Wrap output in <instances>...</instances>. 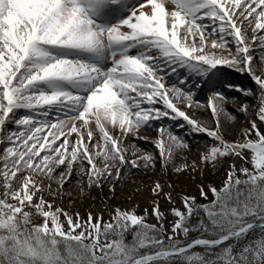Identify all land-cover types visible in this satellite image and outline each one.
Returning <instances> with one entry per match:
<instances>
[{"label": "bare ground", "instance_id": "obj_1", "mask_svg": "<svg viewBox=\"0 0 264 264\" xmlns=\"http://www.w3.org/2000/svg\"><path fill=\"white\" fill-rule=\"evenodd\" d=\"M133 1L136 3L143 1L139 12L144 11V13H139L136 22H133L129 27L127 25L123 29L111 27L112 33H110V36L117 42V39L121 40L122 37H135V33L138 30L139 32H146L144 28L150 25L156 34L162 35L164 41L169 46L174 47L180 54L179 57L172 58L168 62L184 75L187 83L184 86L185 90L192 88L196 81L206 82L209 85L212 82H219L220 78L216 72L221 69H228V72L232 71L241 75L232 76L231 73L226 74L225 79L228 77L229 82L241 81L242 84H245V82H248L246 80V77H249L248 74L252 76L249 72L248 64L252 61L257 62V60L255 61L256 58L264 62V56L259 54V50L264 48V20H261L254 29L248 28L247 26L252 19L251 15L245 14L243 7L238 1L224 2L221 5L222 12L215 10L214 13L209 14L213 16L211 20L213 29L210 31L208 38L213 47L208 55L200 51L203 42L206 41L204 37H190L185 40L182 36L191 35H189L190 30L187 27L179 29L178 32L174 31L173 25L177 21L172 15V11L176 0H168V3L164 0L163 3L165 5L155 8L150 7L147 11L144 9L149 5L148 0L145 2L144 0H127L125 5L118 6L115 12L114 7H105L103 10L104 3H100V0H91V4L93 9L100 13L98 17L100 19L99 25L103 28H108L104 24L106 19L103 20V17L107 18V16L111 15L109 17L115 18L126 13L127 4ZM2 3L3 0H0V12ZM8 8L10 9H7L6 18L12 24L8 27L7 37L0 38V132L7 130L5 125H10L14 130V134L4 136L0 140V148L20 142L32 154L47 153L46 160L48 164L45 168L43 167L46 171L43 174L45 177H42V174L40 175V171L35 170L32 173L34 179L32 183L40 187L43 192H46L35 196L34 202H38L40 198L43 199V214L47 217V226L51 227L54 233L83 240L94 247L95 244L85 237L87 232H84L82 227L88 220H92L96 226L107 223L120 210L123 216L128 217L132 222H136L145 219V215L148 217L153 214L154 216V213L160 208L170 210L180 205V203H184L188 207V204H186L187 198H199L208 189L207 183L217 177L211 176L208 171L202 168L205 146L202 145V149H190L187 146H180L175 141V137L164 131V124L176 130L178 134L176 136L188 139L196 144L195 147H198V144L200 145V142H203L201 140L205 138L221 140L230 144L233 149V164L243 170H246L251 162L264 164L262 148L257 145L264 138V114L258 118L253 117L251 120L244 117L252 109L251 105L242 109V102L252 100V96L247 93L230 94L229 96L221 95L218 98H215L212 93H206V100L203 103H198L193 102V96L186 98L181 93H175V91L167 92L163 84L155 80L153 81L154 83H151L155 85L151 90L159 88L160 92H154L157 90L153 91V96L158 100H149V104L153 105L159 102L161 103L160 107L147 109L145 119L136 126L126 129L125 127L123 128V123L127 122V120L131 121L129 119L131 116L129 114L130 106L127 107L124 104L117 107L114 106V104L110 103H114L111 98L115 95L111 85L109 87L107 85L100 86L99 84L101 83L98 84L95 81L93 85H90V81H93L92 77H89L83 69L75 65L71 73H81L84 76L83 83L85 86H83L82 90L87 89L89 86H94L98 99L94 104H90V110H92L93 114L86 125H82L78 121L74 122L72 121L73 119H65V117H68V113L63 112V110H68L67 101L65 100L66 95L62 94L60 89L58 90L59 94L49 95L46 92V89L49 88L48 82L41 83L40 86L35 85V87L26 83L28 73H33V71H29L31 69L29 67L30 63H26L31 56L30 47H22L20 49V43L14 39L16 35L13 29L15 27L13 26L15 19L19 17V21L22 19L26 22L31 17L41 19L42 24L39 22L40 26H38V29H41L42 36L45 38L56 39L61 35L65 40V38L70 37L71 41L77 40L78 44L87 46L86 48L95 45L93 49H97L98 44L103 43L106 33L104 31L98 33L97 29L90 24L88 26L84 25L83 22H80V24L79 15L74 11L73 3L70 0H52V2L50 0H14L11 5H8ZM108 11H112V14H108ZM223 15H227V17H224L228 18V25L231 27L235 35V42L238 44L237 53L234 54V57H242L244 61L240 68L231 64L233 56L228 54L223 46L231 37L223 31L225 25L222 22ZM160 20H165L164 24L162 21L160 24ZM90 28L95 29V32H91ZM249 29L252 31L251 37H248ZM165 30H168L166 35H164ZM32 32L30 42L36 36L37 29H33ZM233 33L231 32V34ZM181 34L182 36H180ZM30 42H27L26 46ZM71 48L73 49L74 47ZM129 51L132 54V61H134L135 57H137V52L132 49H129ZM33 53L35 52L33 51ZM20 54H22V58H20ZM62 54H65V52ZM62 54L60 53L61 56H63ZM57 55L60 56L59 54L55 56ZM100 55L101 52L98 53V57ZM209 55L213 57L209 59ZM47 59L43 58L39 60V63H47ZM198 60H209L210 67L205 76H203L204 69H192L191 65ZM35 66L38 67V65ZM259 68V71L263 74L264 65ZM39 76V72H34L32 75L33 81ZM252 78L254 81L264 85V77L252 76ZM126 79L128 78H124L123 83L119 82L115 85L120 86L123 84V87H126L130 83H127ZM54 87L57 88L56 86ZM123 87L119 89L121 91L120 95L125 93V88ZM11 89H17L18 91L14 98L8 97V92ZM110 104H112L111 107L106 110L105 107ZM149 104L144 105L148 107ZM238 110H240L241 119L233 120L227 116L231 113L229 111ZM208 112L211 113V119L207 114ZM111 113H118L119 117L113 120ZM55 122L57 123L55 124ZM49 127L52 128L53 135L51 133L46 135V129ZM70 127L74 129H70ZM152 132H155V134H151ZM147 142L156 147L153 150L154 152L158 150L161 154L159 155L160 166L166 164L165 159H171L172 163L173 161L176 163L170 164L168 167L170 177L163 174V172L154 171V174L152 173L154 181L142 182L140 179H136L133 174L126 177H120V174L118 177L122 178V180L117 181V183L120 182L124 186L122 194L131 197L130 202L122 203L119 200L120 202L118 203H110L105 196L96 195L97 191L103 188L105 180L100 179V182L94 184L92 176L97 178L99 175L96 173L91 175L92 173L87 171V168H84L85 166L80 160H84L88 156V159L92 161H89L92 165L93 159L97 157L103 159V166H109L111 165L110 162L113 163L114 160L119 162L121 159L124 161V156H127L132 160L131 166L134 169L140 168L145 172H149V169L142 167L141 162L149 161L150 167H156L157 163L148 160L149 153L143 148L148 146ZM75 159L79 165L73 167L72 170L77 171L76 173L85 176V178L76 181V184L70 185L66 195L62 192L63 190L59 189L65 178L60 181L56 180L55 183L57 184L53 185V187L44 182L42 178L46 179L54 170L49 168V161L56 160L58 163H63L66 160L74 162ZM86 161L88 160L86 159ZM118 167L119 164H116V168ZM176 168H183L186 173L183 176L180 173H175ZM26 172L25 169L16 172V178L11 183L13 191L22 192L25 183L23 178ZM186 175H189V177H185ZM223 178L224 176L216 179V188L222 185ZM247 181L245 180L244 182ZM110 185H113L112 181ZM158 187L160 194L155 196V189ZM112 188H114V185ZM127 205L131 206V210L127 208ZM194 207L204 206L195 205ZM189 214L185 217H188ZM51 218H54V221ZM182 220L180 221V227ZM148 221L154 222L150 218ZM252 223L254 222L247 224ZM247 224H243L242 227ZM198 239L205 241L202 237H198ZM217 240H220V238Z\"/></svg>", "mask_w": 264, "mask_h": 264}, {"label": "rangeland", "instance_id": "obj_2", "mask_svg": "<svg viewBox=\"0 0 264 264\" xmlns=\"http://www.w3.org/2000/svg\"><path fill=\"white\" fill-rule=\"evenodd\" d=\"M163 1L164 0H149L148 8L155 6L160 7L162 5H165ZM221 1L222 2L219 1L220 5H222L224 2H232V0ZM236 1H238V3L243 7L245 14L251 15L252 19L247 26L248 28L254 29L261 20H264V0H235V2ZM217 2L218 0H215L214 2H212V0H178L175 9H173L172 11V15L178 19L177 22L173 25L174 31L178 32L179 29L181 30V28L183 29V27H187L188 30H190L189 35H191H180L185 40H188L190 37H204L206 41L203 42V46L200 48V51L201 53H207V55L213 47L210 44L208 38L210 35V31L213 29V27L211 26V20L213 16L209 14L214 13L216 8L219 12H222L221 6H219ZM132 6L134 7L133 4ZM195 8L197 9L194 10ZM4 16V11H2V13L0 14V36L2 32L5 33L4 29L7 27L6 25H4V23L6 22ZM224 16L227 17V15H223L222 17V22L223 24H225L223 31L231 37L230 39H228L229 41L225 40L226 44H224L223 46L225 51L233 56V58L231 59L232 64L237 65L240 68L242 67V62L244 61L242 60V57H234V54L237 53L238 44L235 42V35L231 27L228 25V18ZM179 19L181 20V23ZM31 25L32 21H30V23H23V26H18L19 29H22L19 30V32H22L23 28L25 27L28 31L31 32ZM251 29L248 30V37H251ZM166 32L168 33V31ZM231 32L233 34H231ZM18 36V39H20L22 42L25 40L23 33H18ZM155 38L156 42H154L153 44H151L150 39L144 38L131 45L134 49L139 48L141 45H146V52L150 50L149 52L156 51V53L151 55L150 57H142L141 59H144V61L142 62L140 59V69L142 67L144 68H142L138 73V75L141 76V79L135 78L132 81V86H130L131 92L128 91L125 95L115 96L116 100L113 103L114 106L117 107L123 103H125L126 106H131V110L129 111V114L131 115L129 119L131 121L127 120V122L123 123V128L125 127L126 129H130L131 126H135L146 118L145 112H141V110H144L145 107V105L143 107V102L146 100L149 102V99L153 100V90H151V88L155 85L151 84L150 89H141L145 88L143 87V82H146V84H150L153 82V80H157L159 81V83L163 84L165 88H167L168 90L170 89L169 91H183L184 95L194 92L190 89L186 91L183 89L185 86L183 76L179 72H176V70L167 63L166 59H163V57H168V59L177 57L179 53L176 52L175 48H168L163 42L160 43V40L162 39H159V37ZM63 42L67 41L63 39H51L42 42L44 46L37 47V50H39L41 53L43 51V54L45 56H54V52L63 50L66 52V56L65 58H60H63L62 60L65 61H61V59L58 58H51L53 60L48 63L47 67H49V65L53 66L54 71L50 70L49 68L46 69L43 65L39 64L38 68H35V71L39 72L40 76L35 82L32 81V83H27L34 86H40L41 83L45 82L57 83L58 86H61V90L64 94L69 93L72 96V100H69L68 103L71 104L72 107L69 105L67 106L69 108V110L67 111L68 117H66L65 119H75V121H78L79 123L81 122L82 125H86L88 123V119L92 117L91 114H93L90 111L91 106L89 104V100L94 88H92V91L79 93L74 86L78 83V80L75 79L78 76H68L70 74L66 75L67 71L65 69L69 65V63H71L70 58L72 56L69 53V50L71 49H69V46L62 44ZM170 50H173L175 52L171 53ZM259 54L261 56H264V48H261L259 50ZM36 56L41 57L42 54L36 52ZM212 57L213 56L209 55V59ZM256 60L257 62L252 61L248 64L249 72L252 76L263 78L264 73L261 74L262 72L259 71V67H263L264 62H261L259 58H256L255 61ZM208 61L209 60H201L199 61V64L200 66L202 65L204 68H206L209 66ZM121 62L123 61H120V69L118 70H121ZM128 68L129 72L132 73V64H130ZM223 71L225 70L219 71L218 73L216 72V74H219V77L221 79L225 77V73L223 75ZM229 73H231L232 76L240 75L239 73L232 71H229L227 74ZM248 76L249 77H246V80L248 81L245 82V84L247 83L246 86L240 81L226 82L227 80L214 83L211 86H207L206 88H204L202 84H199L200 86L198 88V91L195 92L196 95L193 97V102L203 103L206 100L207 92L212 93L215 98H218L220 94L229 96L230 94L247 93L249 94V96H252V100L242 102L241 105L243 107H241L242 109H244L251 105L252 109L251 112L247 113L244 117L248 120H251L253 117H261L264 114V85L259 83L258 81H254L252 76H250L249 74ZM147 78L148 80L144 81ZM31 80L32 78L29 79V81ZM113 80L115 84L121 81L119 79ZM100 83V86L107 85V87L113 84L111 78L109 77L108 80H102ZM197 86L198 83L194 85V87ZM52 89L53 87L50 86V88L46 91H49L53 95H56V91H53ZM16 92V90H12L9 92V95L14 97L17 94ZM111 105L112 104L108 105L107 107H105V109L108 110ZM150 107L158 108L160 107V104H156L153 106L149 105V108ZM239 111L240 110L234 112L229 111L231 113H229L227 116L232 118L233 120H239L242 118L239 114ZM207 114L211 119V113L208 112ZM111 116L113 120H116L118 118V115L114 113H111ZM57 122H55V124ZM5 126L7 130L5 132H0V140L4 136H11L14 134L12 126ZM163 129L171 136L175 137V141L180 144V146H187V148L189 147L190 149H202V145L205 146V152L203 153L204 162L202 163V168L208 171L211 176H217L216 179L224 176L222 185L216 188L215 184L217 183L215 182H217V180L213 179L207 183L208 189L203 194H201L199 198H187L186 204H188V207L184 205V203H180V205H178L177 207H173L170 210H167L166 208H160L156 213H154V216L153 214L149 215L148 217L145 215V219L138 220L136 222H132L128 217L123 216V213H121L120 210L115 215H113L112 219L107 223H102L96 226L92 222V220H88L83 224L82 227L84 229V232H87L85 237L90 239L95 244L93 247L83 240L56 234L51 227L47 226V217L43 214V199L40 198L38 202H34L35 196H39V193L44 194L46 192H43L40 187H37L32 183V180H34L32 177V173H34L35 170L40 171V175L42 174L41 176L45 177L43 176V174L44 172H46L44 168L48 164L46 160L47 153L43 152L39 154H32L31 151L29 152V149L20 142L12 143L9 146H5V148H0V247L3 246L4 248L11 250V252L14 253L15 257H20L23 260L28 258L34 259L33 262L36 261L34 264H57L53 261L54 255L58 253L54 244H52L53 241L51 243H48L44 241L41 236L47 237L51 240H53L54 238H62L68 240L74 239L82 242L90 250L89 256L85 260V264H95V261L105 262L106 256H104L103 250H111L112 247L115 248L113 243L104 241L100 238V234H103V232H106L107 230H110L112 228H115L117 230H125L126 228L133 227L137 224H144L148 227L158 230L161 236L160 242L162 241V243L173 244L182 242L186 239V236L180 228V221L192 210L195 205L206 206L212 204L217 199V196L226 189V186L232 182L240 183L244 182L245 180L252 182L264 177V164L262 163L251 162L246 170L234 166L233 149L232 146L226 142L205 138L204 140H201L203 142H200L201 144H198V147H195L196 144H194L190 140H186L182 137L176 136L178 135L176 130L167 127V125H165ZM50 133L52 135L54 134L51 127L49 128L47 135H49ZM151 134H155V132H152ZM146 144L148 146H145L143 148L146 152L149 153L148 160H152L154 163H157L156 168L153 166L150 167L149 161L147 162L145 160L141 162L142 167L149 169V172H145L140 168L134 169L131 166L132 160H130V158H128L127 156H124V161L121 159V161L119 162H117V160H114L113 163L110 162L111 165L109 166H103V159H99L97 157L93 159L92 165L89 162L91 161V159H88V156L85 157L88 161H86V159L80 160V162L85 166L84 168H87V171H90V173H92L91 175H94L95 173L99 175V177L97 176V178H95V176H92V182H94V184L100 182V179L105 180L102 186L103 188L97 191L96 195L105 196L110 203H118L120 201L122 203L130 202L131 197L126 195L124 196L122 194V191H124V186L120 182L117 183V181L122 180V178L118 177L120 174V177H126L133 174L136 179H140V181L142 182L154 181L152 178V173L154 174V171L161 173L163 172V174H166L168 177H170V170H168V167L170 164L176 163L174 161L172 163L171 159H165L166 164L160 166L159 155L161 154L158 152V150H156L155 152L153 151L156 148L154 145L149 142H147ZM257 145L262 148V152L264 154V138H262L261 141L257 143ZM77 162L78 161L76 159L74 160V162H68L66 160V162L63 163H58L56 160L49 161V168L54 169L53 173L51 175L46 174L49 177H46V179H42L49 186L53 187V185L57 184L55 183L56 180L60 181L61 179L65 178V180L60 184L59 189L63 190L62 192L65 193L64 195H66L67 191H69L70 189V185H73L74 183L76 184V181L85 178V176H81V174L76 173L77 171L72 170L73 167L79 165ZM116 164H119L118 168H116ZM23 169L27 171L26 175L23 178V181L25 183L22 192L17 193L11 189V183L14 178H16V172H19ZM175 173H180L183 176L186 171L183 168H176ZM185 177H189V175H186ZM111 181L113 182L114 188H112L113 185H110ZM155 191V196L160 194L159 187L156 188ZM230 192L231 194L228 197H234L235 194L232 193L233 190H231ZM127 208L131 210V206L127 205ZM98 212L100 213V211ZM217 216H219L220 218L229 216L228 218H231L232 216H236V212L235 210L225 211L220 209ZM149 218L153 219L154 222H149ZM51 220L54 221V218H51ZM113 252H116V249H113ZM109 260H107L106 262H108ZM28 262L30 261L28 260Z\"/></svg>", "mask_w": 264, "mask_h": 264}, {"label": "trees", "instance_id": "obj_3", "mask_svg": "<svg viewBox=\"0 0 264 264\" xmlns=\"http://www.w3.org/2000/svg\"><path fill=\"white\" fill-rule=\"evenodd\" d=\"M231 190L235 196L229 198ZM220 209L235 210L236 216L220 218L217 216ZM250 222H264V177L252 182L228 184L212 204L194 207L188 217L182 220L181 228L185 230L187 237H202L204 240L213 241L234 233L243 224ZM41 237L48 243L53 241L52 244L58 252L54 255L55 263L85 264L90 251L83 243ZM100 237L112 242L115 248L103 250L105 262L95 261V264H129L139 256L163 250H176L186 244L162 243L158 230L144 224H137L125 230L112 228L100 234ZM113 249H116V252H113ZM33 260L15 257L11 250L0 247V264H34L36 261ZM107 260L109 261L106 262ZM149 264H264V228L251 230L243 237L221 246L196 247L181 256Z\"/></svg>", "mask_w": 264, "mask_h": 264}, {"label": "water", "instance_id": "obj_4", "mask_svg": "<svg viewBox=\"0 0 264 264\" xmlns=\"http://www.w3.org/2000/svg\"><path fill=\"white\" fill-rule=\"evenodd\" d=\"M264 228V223L263 224H257V223H252V224H247L244 227L240 228L238 231H236L234 234L229 235L223 239L214 241V242H206V241H202V240H193L191 242H189L185 247H183L182 249L175 251V252H159V253H155L149 256H145V257H141L136 259L132 264H140L141 261H151L154 259H158V258H165V257H176L179 256L185 252H187L188 250H190L191 248L195 247V246H199V245H203V246H214V245H220L223 244L229 240H232L238 236H240L241 234H243L245 231L253 229V228Z\"/></svg>", "mask_w": 264, "mask_h": 264}]
</instances>
